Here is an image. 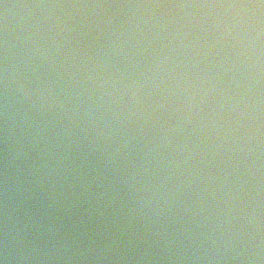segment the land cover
Segmentation results:
<instances>
[{
    "label": "clouds",
    "instance_id": "clouds-1",
    "mask_svg": "<svg viewBox=\"0 0 264 264\" xmlns=\"http://www.w3.org/2000/svg\"><path fill=\"white\" fill-rule=\"evenodd\" d=\"M0 264H264V0H0Z\"/></svg>",
    "mask_w": 264,
    "mask_h": 264
}]
</instances>
